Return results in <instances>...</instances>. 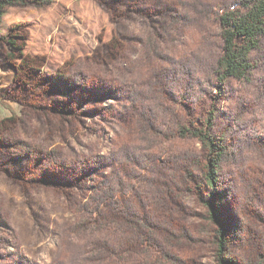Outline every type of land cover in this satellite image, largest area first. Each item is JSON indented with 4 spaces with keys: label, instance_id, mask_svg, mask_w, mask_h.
<instances>
[{
    "label": "rangeland",
    "instance_id": "374dc122",
    "mask_svg": "<svg viewBox=\"0 0 264 264\" xmlns=\"http://www.w3.org/2000/svg\"><path fill=\"white\" fill-rule=\"evenodd\" d=\"M24 1L8 7L0 23L7 34L0 41V264L65 263L77 204L103 178L120 184L139 211L190 229L192 239L175 248L185 264H227L231 254L216 246L206 189L184 193V208L173 211L143 185V159L158 154L175 160L193 147L203 165L209 159L195 140L164 135L157 144L160 136L152 128L144 134L143 127L153 117L172 125L196 120L211 107L221 129L246 111L241 121L252 145L241 150L240 163L226 168L224 187L214 195L238 235L261 242L264 162L256 141H264V117L252 112L250 89L232 79L197 103L180 101L171 70L206 48L198 28L180 26L160 36L182 0ZM159 77L168 83L163 105ZM125 151L131 160L122 159Z\"/></svg>",
    "mask_w": 264,
    "mask_h": 264
},
{
    "label": "trees",
    "instance_id": "16d2710c",
    "mask_svg": "<svg viewBox=\"0 0 264 264\" xmlns=\"http://www.w3.org/2000/svg\"><path fill=\"white\" fill-rule=\"evenodd\" d=\"M17 4L25 1L0 0V23L5 10ZM180 26L201 29L206 42L205 49L171 70L174 78L170 85L179 90L180 101L197 103L207 92L221 89L225 81L232 79L250 89L255 104L252 112L264 117V0H182L159 34L176 33ZM0 41H7V34L1 31ZM178 76L185 81L177 79ZM167 84L158 78L159 105L168 98ZM131 100H136L133 93ZM244 112H240L232 126L223 129L216 124L218 111L213 107L204 117L175 125L153 117V123L147 124V129L143 127V132L152 128L153 135L160 136L157 144L164 135L171 140H195L206 150L209 159L203 165L194 147L180 152L175 160L160 158L158 154L143 159V185L157 198L158 205L173 211L184 208L181 201L184 193L199 187L206 189L209 193L204 203L214 228L216 246L220 253L231 254L226 263L264 264V235L259 243L258 237L242 239L237 223L225 216L214 195L218 187H224L221 177L226 168L240 163L241 150L252 145L251 138L244 133L249 126L241 121ZM143 119L148 123L147 118ZM166 127H170L168 131ZM256 146L264 162V141L258 139ZM131 158V151H125L122 159ZM79 171L83 169L80 167ZM100 180L85 200L77 204L76 219L65 239V249L71 250L72 255L63 264H185L175 248L192 239L186 225L175 227L150 211H139L120 184H111L106 178ZM38 182L49 184L50 180ZM235 241L237 246L233 247Z\"/></svg>",
    "mask_w": 264,
    "mask_h": 264
}]
</instances>
